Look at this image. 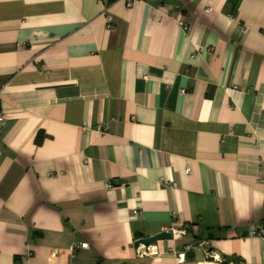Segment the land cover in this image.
Returning a JSON list of instances; mask_svg holds the SVG:
<instances>
[{"label":"crops","instance_id":"obj_1","mask_svg":"<svg viewBox=\"0 0 264 264\" xmlns=\"http://www.w3.org/2000/svg\"><path fill=\"white\" fill-rule=\"evenodd\" d=\"M126 1L0 0V264H264V0Z\"/></svg>","mask_w":264,"mask_h":264},{"label":"built area","instance_id":"obj_2","mask_svg":"<svg viewBox=\"0 0 264 264\" xmlns=\"http://www.w3.org/2000/svg\"><path fill=\"white\" fill-rule=\"evenodd\" d=\"M134 0H127L126 1V5L127 6H131L133 4ZM209 9L207 8L206 11H208ZM179 24L181 25L182 29L185 30V31H188L189 30V26L183 22V21H180ZM107 27H111V24L108 23L107 24ZM4 120V116L0 113V122H2ZM188 171V170H187ZM137 211L134 210L133 211V214L136 215ZM166 231L168 232H171L172 234V238H175L176 236H178L180 233H183L184 230L183 229H180V228H175L173 226H169ZM247 235L248 236H254V237H259L261 239H264V227H261V226H254V227H251L250 229H248L247 231ZM208 244L207 241H203L201 242V245H206ZM86 243H80V244H75V245H72L71 246V250H75L77 247H86ZM187 249L190 248V246H186ZM155 252L153 251V249H150L149 246H148V249L146 248L145 249V246L143 245H140L137 249H136V254L137 256H145V255H152L154 254ZM183 254H177V259L180 261H182L183 259ZM215 258V262H212L211 264H234L232 262H227V263H222V261L220 260V258L214 256Z\"/></svg>","mask_w":264,"mask_h":264},{"label":"water","instance_id":"obj_3","mask_svg":"<svg viewBox=\"0 0 264 264\" xmlns=\"http://www.w3.org/2000/svg\"><path fill=\"white\" fill-rule=\"evenodd\" d=\"M171 237H172L171 232L161 231L152 236L138 238L134 241L133 245H134V248H138L140 245L149 246L158 240L170 239ZM212 252H213V248L210 247L207 249L206 251L207 256L205 257L204 259L205 263L203 264H211L212 262L216 261Z\"/></svg>","mask_w":264,"mask_h":264}]
</instances>
